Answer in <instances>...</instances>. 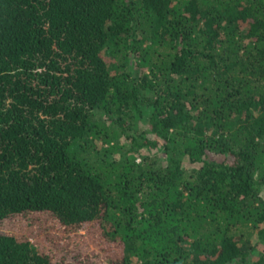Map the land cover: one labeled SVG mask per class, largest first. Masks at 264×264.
<instances>
[{
	"label": "trees",
	"instance_id": "obj_1",
	"mask_svg": "<svg viewBox=\"0 0 264 264\" xmlns=\"http://www.w3.org/2000/svg\"><path fill=\"white\" fill-rule=\"evenodd\" d=\"M257 242L264 0H0V264H264Z\"/></svg>",
	"mask_w": 264,
	"mask_h": 264
},
{
	"label": "rangeland",
	"instance_id": "obj_2",
	"mask_svg": "<svg viewBox=\"0 0 264 264\" xmlns=\"http://www.w3.org/2000/svg\"><path fill=\"white\" fill-rule=\"evenodd\" d=\"M158 152H160V151H158ZM158 152H156V153L152 152L151 155L153 156L154 154H158ZM253 240L255 241L256 238L253 237ZM260 254L264 256V242H257L256 243L255 250L253 251L249 260H256Z\"/></svg>",
	"mask_w": 264,
	"mask_h": 264
}]
</instances>
